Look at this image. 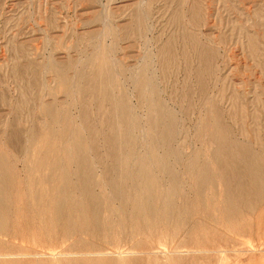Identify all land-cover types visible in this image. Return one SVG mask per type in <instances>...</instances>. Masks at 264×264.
<instances>
[{
	"label": "rangeland",
	"instance_id": "obj_1",
	"mask_svg": "<svg viewBox=\"0 0 264 264\" xmlns=\"http://www.w3.org/2000/svg\"><path fill=\"white\" fill-rule=\"evenodd\" d=\"M133 12L141 15L140 26ZM136 25L140 32L136 31ZM184 34L193 37L188 39ZM168 39H171L174 51L172 66L162 67L158 51ZM190 40L197 44L193 45ZM102 46L107 49L104 57L114 76L112 95L124 99L126 110L111 112L109 103L103 102L108 112L102 119L93 111L94 102H89L91 131L101 143L94 154L88 149L90 130L84 128L79 118L83 98L74 86L75 77L80 76L82 80L96 72L99 63L93 53ZM196 47L214 51L213 66L204 75L206 87L200 97L197 78L187 65L188 61L191 64ZM52 61L66 67L67 83L63 91L57 86L60 70L46 69ZM16 62L22 65L31 62L38 73L37 83H41L39 89L30 88L25 93L29 98L30 115L19 112L22 128L27 129L33 123L41 128L48 122L39 104L32 99L34 94H38L39 101L48 102L56 111L67 115L70 126L62 130V139L53 134L55 139L51 143L68 144L60 150L69 173L80 167L92 173L90 186L102 207L97 217L105 224L118 217V234H115L117 239L114 235L115 239L111 241L112 233L108 229L104 230L106 239L96 234L93 225L88 230V218L93 214L85 211L78 221L81 228L75 234L63 231V237L58 239L54 233L55 237L41 234L30 242L14 241L13 254L0 253L1 261L264 264V224L258 228L252 225L251 232L246 235L224 230L221 233L223 242L213 245L194 246L184 242L189 224H206V219L196 213V208L203 202L208 201L207 211L219 217L216 202L222 193L219 196L216 187H207V192L202 190L201 199H197L186 178L190 158H204L202 150L207 149L213 128L231 130L240 141H244L243 137L254 140L256 132L258 141L264 144V0H0V137L14 114L11 107L23 95L22 79L11 70ZM139 72L152 80L155 97L171 111L175 121L174 138L170 142L180 151L172 170L179 179L174 202L178 206L177 217L180 220L181 216L183 222L181 229H174L170 224L164 228L158 223V208L169 209L167 196L170 190L156 160L163 150L158 145L161 127L153 129L152 122L158 124V119L153 118L154 112H147L145 106L149 104H145V100L151 98L152 93L138 92L137 95L135 91L134 78ZM27 76L24 72L23 80ZM215 101L217 112L212 104ZM232 104L238 106L237 115L230 116ZM217 115L221 117V125L215 122ZM119 118L130 124L119 123ZM110 127L115 130H110L114 135L107 148L102 137L104 129ZM75 128H78L76 132ZM239 130H244V136ZM44 131L50 133L53 130ZM81 135L86 141L78 145L74 153L70 140H77ZM147 144L155 146L151 150ZM108 149L119 161L108 165L110 172L105 175L98 157ZM77 154L83 156L76 166L74 157ZM22 157L20 153L14 155L16 170L21 176L25 174ZM52 161L58 163L57 152ZM144 174L153 182V193L146 197L148 204L153 205L148 219L142 212ZM76 175H70L71 183ZM114 177L120 181V191L116 195L108 188L109 180ZM50 185L45 184V188L50 190L55 204L63 207L66 191L56 193ZM70 192L82 200L77 188L70 186ZM177 206L171 204L170 208L176 210ZM121 210L123 216H119ZM65 211L70 213L69 209ZM261 221L264 222V216ZM73 244H78L76 249H71Z\"/></svg>",
	"mask_w": 264,
	"mask_h": 264
},
{
	"label": "bare ground",
	"instance_id": "obj_2",
	"mask_svg": "<svg viewBox=\"0 0 264 264\" xmlns=\"http://www.w3.org/2000/svg\"><path fill=\"white\" fill-rule=\"evenodd\" d=\"M133 15L138 18L139 23L136 18L135 20L138 23L137 25L140 26L141 15L137 12H133ZM136 31L140 32L138 26ZM110 32L109 34H111ZM192 37L190 34L186 38L192 39ZM182 39L185 41L184 36ZM192 44L195 45L197 42L193 41ZM104 50L107 52V49H104L103 46L102 48L98 47L93 53L99 63L96 72L92 76H84L82 80L80 76L75 77L76 85L74 86L75 90L77 89L83 98L79 118L84 128L90 130L91 137L90 141L88 140L90 145L88 149L94 154L97 153L101 143L97 142L96 137L93 136V132L91 131V121L88 119L90 118L89 114L92 108H90L89 102H94L93 111L98 117H102V119L103 114L108 112V109L103 107V102L109 103L111 112L118 110L120 113H123L126 110L124 99L122 97L116 98V96L112 95L114 76L110 65L108 66L106 58L104 57ZM173 52L171 39H168L158 51L161 61L160 66H172L171 59L174 56ZM192 54L194 57L191 62L192 65H189L190 61H188L187 65L190 66L197 78V90L200 97L206 87L204 75L205 73L208 74L213 66L214 51L205 47H201L200 49L196 47ZM91 62H93L92 59ZM33 67L31 62L28 65H22L16 62L11 68L12 72L18 78L20 77L22 79L23 95L16 102V105L11 107L14 114L11 121L5 126L2 137H0V253L12 255L14 252L13 249L16 248L14 241L30 242L41 234L42 236L49 234L55 237L54 233H56L57 237L55 239L62 238L63 231L68 234H75L81 228L78 225V221L85 211H90L93 214L92 217L88 218L87 229L90 230V226L93 225L96 234L100 235L101 238H104V230L108 229L112 233V241L114 235L118 234V229L116 228L118 217L115 216L117 219L112 218L107 224L103 223L97 217L102 211V207L101 202L95 197L90 186V180L93 178L92 173L89 170H82L81 167L77 170L74 169L73 173H69L67 171L66 159L60 150L61 147L68 146V144H64L63 142H61V145L59 143H51L55 139L54 135L62 139V130L70 126L67 115L63 111H56L52 104H48V102H44L43 100L39 101L38 94H34L32 99H35L39 104L38 107L46 115L48 122L47 124H43L41 128L33 123L32 126L23 129L20 124L19 112L23 111L26 112V115L27 113L28 116L30 115V108L28 107L29 98L27 99L25 97V93L30 88L39 89L41 87L40 81L37 83L38 73ZM54 68L60 70L57 72V86L60 91H63L67 83L66 67L54 61L50 62L46 67L48 71ZM24 72L28 75L27 79L24 78L25 80H23ZM86 86L89 89V93L86 92ZM134 87L137 95L138 92H145V94L152 93V97L149 98L147 96L148 99L145 100V104L147 102L149 103L145 105L146 110L147 112L150 110L154 112L155 116L153 118L156 117L158 119V124L152 122L153 129L155 126L161 127L158 145L162 146L163 150L162 156L157 157L156 160L157 164L160 165L159 172L163 178L165 177L170 192L167 196V207L169 209L161 206L157 210L158 223L164 228H166L167 224H170L169 226L174 229H181L183 222L181 216L180 220L177 217L176 211L178 210V206L174 202L175 197H177V184L179 179L172 170L173 163L176 164L178 161L176 157L180 154V151L178 147L170 142L174 138L175 121L171 111L164 108L159 98L155 97L152 91V80L150 78L147 77L146 79L143 73H137L134 78ZM222 91L223 88L220 89V92ZM231 97L234 98L233 96ZM212 104L214 112H217L216 101L212 102ZM231 106L229 115L233 116L236 114V107L238 108V106L235 107L234 104ZM127 108L128 110L130 109L129 106ZM118 122L124 125L130 124V122H125L122 118H119ZM215 122L217 125H221L220 115H217ZM48 128L53 131L50 133L45 132L44 130ZM77 130L78 128H75L74 132ZM104 130L106 131L103 132L102 141L103 145L108 148V145L111 144V136L114 135V132L110 130H115V128L110 127ZM239 131L244 136V130ZM255 134L256 132L254 133V140L243 137L244 141H240L232 135L231 130L213 128L209 135L210 142L207 145V149L202 150L204 158H190V169L188 170L189 174L186 178L190 181L191 189L195 193V197L201 199L200 194L205 189L207 192V187H216L219 190L218 195L220 196L221 193L222 195L216 202L219 217H215L207 211L209 208L208 201H202L203 204L196 208V213L206 219V224L200 222H192L189 224L184 242L193 243L194 246L199 244H204L203 246H205V244H212L218 241L223 242L224 239L221 233L224 230L234 234L246 235L251 232L252 225H254V228H258L264 224L261 221V217L264 216V144L258 141ZM84 141L86 139L83 135L77 140L71 139L69 143L70 148L74 149L73 151L76 153L77 146ZM147 146L152 150L155 145L147 144ZM56 152L58 163L53 164L52 157ZM18 153L23 156L21 158L22 171L25 173L23 176L16 170L15 162L17 160L14 159V155ZM82 156L83 154L75 155L74 160L76 166L82 161ZM151 158L153 160V156ZM98 160L104 166L105 175H108L110 172L108 165L115 164L119 161L110 149L106 150L102 157H98ZM70 175H76L73 183L70 181ZM119 183L118 177H114L108 182L109 190L115 195L120 191ZM45 184H52L50 185V189L56 193L66 191L63 207L55 204L50 190L45 188ZM70 186L80 191L82 200L77 196H73L70 192ZM143 189L144 205L142 212L144 218L148 219L153 205L148 204L146 197L148 194L153 193V182L146 174H144ZM205 198L208 199L206 196ZM171 204L177 206L176 210L170 208ZM68 209L70 213L66 214L65 210ZM123 215L124 211L121 210L119 216ZM111 216L114 215L111 214ZM214 224L216 226H213ZM118 226L121 228V224H118ZM77 245L73 244L71 249H76ZM76 261L79 262V260L65 261L60 264H76L78 263ZM103 263L105 262L96 261L93 264ZM0 264L37 263H20L16 260H7L4 262L0 260Z\"/></svg>",
	"mask_w": 264,
	"mask_h": 264
}]
</instances>
